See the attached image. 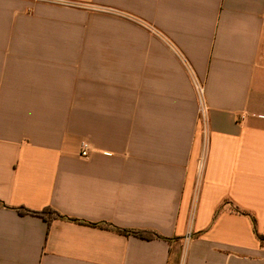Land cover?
I'll use <instances>...</instances> for the list:
<instances>
[{
  "label": "crops",
  "instance_id": "0c3cea01",
  "mask_svg": "<svg viewBox=\"0 0 264 264\" xmlns=\"http://www.w3.org/2000/svg\"><path fill=\"white\" fill-rule=\"evenodd\" d=\"M0 204V264H264V0H0Z\"/></svg>",
  "mask_w": 264,
  "mask_h": 264
},
{
  "label": "built area",
  "instance_id": "2783aa9c",
  "mask_svg": "<svg viewBox=\"0 0 264 264\" xmlns=\"http://www.w3.org/2000/svg\"><path fill=\"white\" fill-rule=\"evenodd\" d=\"M196 89L199 95L200 100V115H201V124H202V131L204 135V149L202 156L200 158L199 163V174L201 175L205 169L207 156H208V148H209V135L207 131V107L204 101V88L199 84L196 83ZM90 146L88 143L83 142L80 146V157L81 158H88L90 154Z\"/></svg>",
  "mask_w": 264,
  "mask_h": 264
},
{
  "label": "trees",
  "instance_id": "16d2710c",
  "mask_svg": "<svg viewBox=\"0 0 264 264\" xmlns=\"http://www.w3.org/2000/svg\"><path fill=\"white\" fill-rule=\"evenodd\" d=\"M0 206H1V204H0ZM28 212L31 213V214H34V215L42 216L45 219H47L49 222H50L51 218L61 217V215H59L58 213H56L52 209H46V210H43V211H29V210H21L20 211L21 214H27ZM123 233H127V232L123 231ZM135 234L139 235V236H141L143 238H151V237L154 238V235H151L149 233H135ZM257 236H258L259 240L262 243H264V236L259 235L258 233H257Z\"/></svg>",
  "mask_w": 264,
  "mask_h": 264
}]
</instances>
